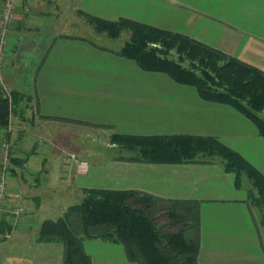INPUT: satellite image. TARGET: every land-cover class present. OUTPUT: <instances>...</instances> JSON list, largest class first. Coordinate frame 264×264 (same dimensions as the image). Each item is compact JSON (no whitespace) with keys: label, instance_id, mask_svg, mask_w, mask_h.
I'll return each mask as SVG.
<instances>
[{"label":"crops","instance_id":"crops-1","mask_svg":"<svg viewBox=\"0 0 264 264\" xmlns=\"http://www.w3.org/2000/svg\"><path fill=\"white\" fill-rule=\"evenodd\" d=\"M88 15L187 35L264 71V0H14L0 84L27 99L13 107L10 131L0 126V168L2 138L11 142L0 264H63L62 243L40 240V224L60 217L91 188L196 203L200 264H264L261 214L248 198L245 175L237 186L235 174L218 159L130 160L132 153L110 137L212 136L263 175L264 138L237 110L205 101L193 86L116 54L130 32L113 46L110 40L123 31L117 38L97 32ZM71 153L89 163L86 173L76 172ZM18 205L23 212L11 225L5 210ZM82 245L91 264H135L111 240L83 238Z\"/></svg>","mask_w":264,"mask_h":264},{"label":"trees","instance_id":"trees-1","mask_svg":"<svg viewBox=\"0 0 264 264\" xmlns=\"http://www.w3.org/2000/svg\"><path fill=\"white\" fill-rule=\"evenodd\" d=\"M97 32L117 38L130 36L116 54L134 60L144 71L168 75L176 83L193 86L209 102L229 106L245 116L264 138V71L190 36L130 19L116 21L86 16ZM12 110L25 96L10 93ZM9 119L8 96L0 86V126ZM112 143L132 153L130 160L153 163L213 162L218 159L235 174L238 186L245 175L248 198L259 209L264 227V175L233 149L212 136L128 135L114 133ZM166 214L177 230L163 231L155 212ZM97 237L122 245L135 264H200V219L196 203L164 200L132 190L86 189L78 203L56 219H45L39 239L63 246V264H91L83 238ZM264 249V238L262 240Z\"/></svg>","mask_w":264,"mask_h":264},{"label":"built area","instance_id":"built-area-1","mask_svg":"<svg viewBox=\"0 0 264 264\" xmlns=\"http://www.w3.org/2000/svg\"><path fill=\"white\" fill-rule=\"evenodd\" d=\"M14 13V0H1V19H0V65L5 55V46H6V36L9 28L10 21L13 18ZM1 78V77H0ZM1 88L3 89L2 85L0 84ZM4 93L8 96V105H9V117L12 113V99L11 94L4 91ZM11 127L9 124L6 126V130L10 131ZM10 147L11 142L9 137L4 136L1 141V148L3 150V161L0 168V212L4 211L3 204L6 198V183L7 177L10 174ZM70 158L72 159L75 170L78 174H84L88 171L89 163L82 158L76 157L75 154H69ZM6 212L9 213L10 217L13 218L14 224L17 218L22 214L23 207L21 205L11 207ZM3 236L8 238L10 237V229H5L3 232Z\"/></svg>","mask_w":264,"mask_h":264},{"label":"rangeland","instance_id":"rangeland-1","mask_svg":"<svg viewBox=\"0 0 264 264\" xmlns=\"http://www.w3.org/2000/svg\"><path fill=\"white\" fill-rule=\"evenodd\" d=\"M128 34H129V31H123L118 39L110 40V42L112 43L113 46H118V44H121L122 42H124L127 39ZM95 144H98V142ZM98 148L100 151L106 152L109 154H111V152H113L111 149H107L104 147H98ZM114 153H116V152H114ZM77 199H79V198L75 197L73 199V201H76ZM255 212L257 214H259L257 209L255 210ZM155 222L158 225L163 226V231H174V230H177L178 227L180 226L179 224H174V223L171 224L168 217L166 216V214L164 212H161V211L155 212ZM262 228L264 231V227H262Z\"/></svg>","mask_w":264,"mask_h":264}]
</instances>
